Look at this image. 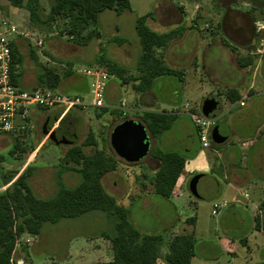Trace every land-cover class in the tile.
Masks as SVG:
<instances>
[{"label":"crops","instance_id":"obj_1","mask_svg":"<svg viewBox=\"0 0 264 264\" xmlns=\"http://www.w3.org/2000/svg\"><path fill=\"white\" fill-rule=\"evenodd\" d=\"M130 4L131 9L122 15L114 13L118 18L130 19L129 26L136 34L134 38H128L126 35L127 22L116 23L112 34L105 33L104 16L110 12L108 10L101 13L98 20L102 39H93L87 46L66 43L65 37L60 38L57 35H51L43 41L44 52L49 55L45 54L46 57L59 65L53 67L62 76L57 91L89 98L94 78L76 73L80 67L75 65L73 58L82 56L85 67H92L101 47L110 59L126 68L130 74H135L141 53L136 22L141 16L150 15L146 24L157 33L180 30V35L159 52L169 67L184 73V81L173 76H162L154 81L148 91L140 93L134 88L138 82L129 81L122 84L121 80L115 77L106 83L105 104L112 107L126 100V116L110 109L95 110L99 115L109 114V120L114 119L116 125L120 123L122 117L141 122L140 117L146 112H166L161 108L163 105L161 96L169 94L172 98L168 103L173 108L166 113L171 114L175 109H181L185 103H191L189 100L179 102L177 97H174L192 92L188 87L190 77L195 78L194 88L200 91L205 99L202 103L203 108L211 99L217 100L220 104L223 99L231 107H242L240 117L242 142L238 144L239 147L233 142L229 143L233 132L228 126L230 135L223 143L215 142V127L210 131L211 143L219 146V149L212 146L208 149L202 148L198 130L186 114L175 115L173 126L157 137H153L148 131L151 150L145 159L138 163L140 174L153 175L159 170L160 161L151 155L154 149L177 153L186 159V165L170 198L153 193L149 185L148 190H143V185L147 183L142 181L138 184L140 190L133 194L130 200L134 204H139L141 210L151 208L152 215L162 221L155 232L139 229L142 233L163 234L168 231L167 236L184 233L195 235V254L191 264H264V53H257L264 40V0H151L150 10L147 12L134 9L132 0ZM206 25H209V28ZM28 38L18 36L14 40L24 58L18 85L23 90L34 91L39 89L37 77L41 68L35 82H29L24 73L26 61L32 58L38 62L39 57L33 58V54L37 53L32 47L33 41ZM118 38L126 39L127 42L118 44ZM61 47H72L75 52L64 59L56 54L57 49ZM91 47L93 52L88 53ZM239 59L246 65L245 67L239 65ZM206 84L208 87L204 88ZM228 91L235 92L239 97L238 101L231 103L229 95L226 94ZM82 111L84 110L67 112L59 107L50 110L34 107L24 129L29 124L36 126L40 123L43 128L46 121L47 127L52 123L50 126L54 130L55 127L67 122L70 132H73V125L81 118ZM228 111L230 112L231 108ZM112 112L122 117L111 116ZM90 133L94 135L93 131L89 130L82 143ZM45 140L46 135L44 143ZM94 141L97 143L95 137ZM72 145L76 143L72 142L70 146ZM90 148L93 150L89 151ZM95 150V146L84 147L86 154H92ZM119 166V170L110 172L115 174L113 181L115 189L114 193H111L115 198H124L128 195L127 190L123 195L118 194L124 187H128L122 179V173L126 168L122 163H119ZM213 177H220L224 185L217 182L218 193L215 198H219L212 204L210 213L216 219L213 224H208L202 221L191 207H196V211L200 208L193 201L194 198L211 201L207 198L213 190L211 181L215 179ZM103 179L102 183L105 186ZM184 185L186 192L183 189ZM249 187L261 189V198L257 206L250 201L251 198L246 192ZM226 197L229 199L225 200ZM222 202L227 203L226 207L213 215L214 204ZM188 206L189 209L186 210ZM165 209L169 210L168 215L165 214ZM189 220H194V224H188Z\"/></svg>","mask_w":264,"mask_h":264},{"label":"trees","instance_id":"obj_2","mask_svg":"<svg viewBox=\"0 0 264 264\" xmlns=\"http://www.w3.org/2000/svg\"><path fill=\"white\" fill-rule=\"evenodd\" d=\"M13 7L26 8L30 20L48 35L65 37L68 42L77 46H87L93 39H102L98 20L104 11H113L117 15L131 9L130 0H54L49 11L42 14L41 0H7ZM150 15L141 16L136 22V32L141 46L140 57L135 74H130L123 66L110 59L104 49L92 67L115 75L122 84L129 81L138 82L136 92L148 91L154 81L162 76H173L184 81L182 71L169 67L161 50L165 49L181 33L174 30L168 33H157L150 29L146 22ZM126 39L118 38L123 44ZM48 55V53H45ZM36 54L33 58L36 59ZM49 56V55H48ZM24 58L15 42L12 43V83L18 86L20 70ZM239 65L245 67L241 59ZM62 76L53 67L41 66L37 77L39 89L57 91ZM229 101H238L235 92L228 91ZM235 95V96H232ZM128 118L121 119L120 123ZM176 116L163 113L146 112L141 122L153 137L169 130ZM216 127V126H215ZM95 146L92 154H86L84 147ZM35 147L27 148L20 136H15L12 156L33 154ZM152 157L160 161L159 170L153 175H145L149 184L143 190L151 191L164 198H170L183 173L186 159L174 152L154 149ZM64 166L56 175V192L47 199L38 198L30 183L32 164L29 163L22 173L11 171L2 174V185L6 189L0 192V264H13L17 245L27 235L38 237L45 223L57 224L63 219H73L91 212L105 214L113 223L112 232H101L99 237L110 245V259L95 264H191L195 254L196 238L193 233L145 234L130 221L129 209L118 203L115 197L104 188L102 179L118 169L121 159L109 150L98 149L92 133L81 145H72L62 157ZM5 159L0 155V164ZM33 162V161H32ZM75 172L80 175V182L74 188H67L62 175ZM188 224H194L189 220ZM27 254V253H26ZM14 264H17L14 261Z\"/></svg>","mask_w":264,"mask_h":264},{"label":"rangeland","instance_id":"obj_3","mask_svg":"<svg viewBox=\"0 0 264 264\" xmlns=\"http://www.w3.org/2000/svg\"><path fill=\"white\" fill-rule=\"evenodd\" d=\"M54 0H41L42 3V14L45 15ZM149 3L151 0H132V6L134 9L139 10L140 12H147L150 10ZM2 19H10L13 21L19 30L28 35V39L33 41L32 47L37 53L38 62L32 58L29 61H26V69L24 73L26 74L29 82H35L36 75L39 72L41 66L47 65L50 67H57L58 64H55L51 59L45 55L43 46H38V41H45L51 35L41 31L31 20L30 14L26 8H16L13 7L7 0H0V21ZM105 24V33L112 34L113 27L116 23L127 22L126 35L128 38L136 37V34L133 29L129 26V18H118L113 11L107 12L104 16ZM56 35V34H55ZM66 43H69L68 41ZM69 45V44H67ZM72 47H61L57 49L56 54L67 59L68 56L72 55ZM93 52V47L89 49L88 53ZM76 55V53H75ZM79 53H77V56ZM84 57L73 58V62L76 66L80 68L92 69L93 67H85L82 63ZM113 60V59H112ZM115 61V60H114ZM116 62V61H115ZM195 78L190 77L188 79L189 91L192 90L189 94H183L174 96L177 97L179 102L189 100L194 112L202 114L203 107L202 103L204 102V97L200 91L195 90L194 82ZM208 87L207 84L204 88ZM205 90V89H203ZM191 94V95H190ZM130 96V93L127 95ZM172 98L169 94L161 96V105L162 110L171 111L172 105H170L169 99ZM221 112L223 115H220L217 120V126L227 125L231 128L233 134L228 140L229 143L233 142L235 146L238 147L242 142L240 137V117L243 110L242 107H231L229 103H226L221 99ZM231 108L229 112L228 109ZM50 110V109H49ZM81 114V118L73 125L74 136L70 138L71 142L81 144L83 139H85L89 130H92L94 137L97 141L98 149H106L109 152L114 153L113 149L110 146V135L116 123L114 119L109 120V114L99 115L94 108H89ZM111 116H116L121 118L122 116L116 112H112ZM142 117V116H141ZM140 117V119H141ZM122 119H125L122 117ZM52 123H50L51 125ZM48 126L47 130L49 134L54 133L53 127ZM42 123L31 126L30 124L26 129L20 130L18 136L21 137V141L26 143L27 148L34 146L36 149L33 154L36 152L35 157L33 154H24L23 156H12L11 150L14 143V138L7 136L0 138V155L4 157L5 161L0 164V192L4 191L6 187L2 185V174L8 173L11 171H18L19 174L24 171L29 163L32 164V176L29 178V183L38 198L47 199L54 195L56 192V180L55 177L61 171L64 166L62 157L67 151L70 144H61L56 145L54 141H46L44 143L45 135L43 134ZM215 142L223 138V131L216 130L215 132ZM69 139H67L68 141ZM212 148L217 149L219 146L211 143ZM219 149V148H218ZM93 149L90 148L89 151ZM145 159V158H144ZM143 159V160H144ZM141 160V162L143 161ZM33 161V162H32ZM122 161V160H121ZM140 162V163H141ZM126 170L123 171V183H125L127 188H123L121 193L128 192L127 197H116V200L119 204L125 206L129 209V217L131 214L130 221L132 224L139 230L144 229L146 232H155L161 225L160 218L154 217L152 215V210H141L139 204H134L130 198L133 194L140 190L139 183L145 181L147 184L148 180L145 177V173H141L140 165L136 164H127L126 162H120ZM118 168L120 166L118 164ZM118 169V170H119ZM114 173L107 174L104 181L105 190L112 196L114 193L115 187L113 186ZM149 175V174H148ZM211 176V175H208ZM217 180L220 185H224V181L218 177H213ZM62 181L67 188H74L80 182V175L75 172H67L62 175ZM184 191L186 192V186H183ZM112 192V193H111ZM247 194L250 196V201L254 203V206L258 205V200L261 198V189L256 187H249L246 189ZM130 195V196H129ZM211 201H200L196 198L193 201L200 206L199 210L196 211V207L192 206L191 210L198 214L202 221L207 222L208 224H213L215 217L212 216L211 208L212 204L216 199ZM229 198L226 197L225 200ZM250 202V203H251ZM189 209V206L186 207V210ZM165 214H169V210L165 209ZM164 214V215H165ZM113 223L107 218L105 214L100 212H91L84 216L73 218V219H63L57 224L45 223L43 225L40 236L31 237L25 235L21 242L17 245V250L14 255V261L19 262L23 261L24 264H95L97 262H103L110 259V245L106 240L99 237L101 232H112ZM169 232L163 233L167 235ZM198 236V235H197ZM196 236V237H197ZM27 253V254H26Z\"/></svg>","mask_w":264,"mask_h":264},{"label":"built area","instance_id":"obj_4","mask_svg":"<svg viewBox=\"0 0 264 264\" xmlns=\"http://www.w3.org/2000/svg\"><path fill=\"white\" fill-rule=\"evenodd\" d=\"M206 27L209 28V25H206ZM18 36L28 37L10 19H2L0 21V138L17 136L18 132L23 130L25 124L28 123L31 109L34 107L44 110L59 107L67 112L89 108L110 109L111 111H119L123 116H126V100L112 107L106 106L104 100L105 86L107 81L114 79L116 76L103 70L86 68L76 70V73L80 75L94 78L89 98L78 95H66L46 89L26 91L15 86L12 83L11 71L12 43ZM37 45L43 46V41H38ZM257 53H264V40L261 42ZM171 114H186L192 119L198 130L201 146L204 149L211 147L210 131L217 125L219 116L223 115L220 112L216 118H209L203 113L194 112L190 103H185L181 109H175ZM32 156L34 158L35 153ZM226 205V202L215 203L212 214L216 215ZM17 264H24V262L19 261Z\"/></svg>","mask_w":264,"mask_h":264},{"label":"water","instance_id":"obj_5","mask_svg":"<svg viewBox=\"0 0 264 264\" xmlns=\"http://www.w3.org/2000/svg\"><path fill=\"white\" fill-rule=\"evenodd\" d=\"M221 110L222 106L220 102L215 99H211L205 103L203 114L209 118H216ZM216 130H222L224 133V137L217 142L223 143L228 139L230 129L227 125L216 126L214 132ZM44 133L46 135L45 141H49L50 139L54 140L55 131L54 133L49 134L47 128H44ZM70 134V138L74 136L71 132ZM54 142L56 145H61L70 144L69 142L71 141H67L64 137L59 136L54 140ZM110 145L119 159L123 160L127 164H136L150 153L151 139L148 129L143 123L128 119L117 124L113 128L110 136ZM211 181L213 183V190L207 200L214 199L218 193L217 181L215 179H211Z\"/></svg>","mask_w":264,"mask_h":264},{"label":"flooded vegetation","instance_id":"obj_6","mask_svg":"<svg viewBox=\"0 0 264 264\" xmlns=\"http://www.w3.org/2000/svg\"><path fill=\"white\" fill-rule=\"evenodd\" d=\"M47 128V122L44 121L43 123V129ZM55 131V136H54V140L57 139V137L62 136L65 139H69L70 141V127L69 124L67 122H64L63 124H60L59 126L55 127V129L53 130ZM44 133V130H43ZM54 140H49V141H54Z\"/></svg>","mask_w":264,"mask_h":264}]
</instances>
